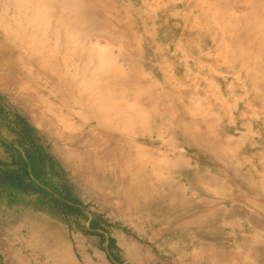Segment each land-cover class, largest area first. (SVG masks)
I'll return each mask as SVG.
<instances>
[{"label":"rangeland","instance_id":"rangeland-1","mask_svg":"<svg viewBox=\"0 0 264 264\" xmlns=\"http://www.w3.org/2000/svg\"><path fill=\"white\" fill-rule=\"evenodd\" d=\"M31 2L0 0V96L106 221V264H264V0ZM81 83L145 114L116 127Z\"/></svg>","mask_w":264,"mask_h":264},{"label":"crops","instance_id":"crops-1","mask_svg":"<svg viewBox=\"0 0 264 264\" xmlns=\"http://www.w3.org/2000/svg\"><path fill=\"white\" fill-rule=\"evenodd\" d=\"M49 146L0 96V264H51L56 255L60 264H83L76 255L73 260L74 242L85 257L91 248L106 264L103 251L114 243L106 221L73 198L70 179L58 181L65 170Z\"/></svg>","mask_w":264,"mask_h":264},{"label":"bare ground","instance_id":"bare-ground-1","mask_svg":"<svg viewBox=\"0 0 264 264\" xmlns=\"http://www.w3.org/2000/svg\"><path fill=\"white\" fill-rule=\"evenodd\" d=\"M32 1H34V0H32ZM30 2H31V0H30ZM32 3V5H33V2H31ZM35 3V2H34ZM30 4V3H29ZM47 4V3H46ZM21 5H22V7H23V5H24V3H23V1H21ZM83 5V4H82ZM14 6H15V4H14ZM48 7V6H47ZM54 7V6H53ZM81 7V6H80ZM19 10H21V9H19ZM33 10V9H32ZM47 9H44L43 11H46ZM55 10V9H54ZM82 10V9H81ZM85 10V9H84ZM83 10V11H84ZM23 11V10H22ZM92 11V10H91ZM24 12V11H23ZM27 12H29V11H27ZM36 12V11H35ZM47 12V11H46ZM65 12H67V11H65ZM86 12H88V11H86ZM20 13H21V11H20ZM26 13V12H25ZM23 14V13H22ZM38 14V13H37ZM48 14V13H47ZM87 14V13H86ZM20 16H21V14H19ZM24 15V14H23ZM41 15V14H40ZM63 15V14H62ZM87 16H88V14H87ZM87 16H86V18H87ZM28 17V16H27ZM32 17V16H31ZM51 17V16H50ZM61 17V16H60ZM98 17V16H97ZM21 18V17H20ZM88 18H89V16H88ZM87 18V19H88ZM92 18V17H91ZM102 18V17H101ZM35 20H36V18H35ZM95 20V19H94ZM48 21V20H47ZM51 21V20H50ZM88 21V20H87ZM92 21V20H91ZM252 21V20H251ZM52 22V21H51ZM89 22V21H88ZM88 22H86L87 24H88ZM93 22V21H92ZM91 22V23H92ZM100 22H102V21H100ZM58 23H61V22H58ZM84 24H86L85 22H83ZM43 24H44V21H43ZM51 24V23H50ZM49 24V25H50ZM61 24H63V23H61ZM83 24V25H84ZM102 24V23H101ZM106 24V23H105ZM104 24V25H105ZM24 25V24H23ZM33 25V24H32ZM80 25H82V24H80ZM94 25V24H93ZM30 26V25H29ZM46 26H47V24H46ZM85 26V25H84ZM103 26V25H102ZM107 26V25H106ZM105 26V27H106ZM95 27V26H94ZM109 27V26H108ZM234 27V26H233ZM30 28H31V26H30ZM54 28V27H53ZM60 28H61V25H60ZM88 28V27H87ZM93 28V27H92ZM98 28V27H97ZM111 28V27H110ZM113 28V27H112ZM78 29V28H77ZM106 29V28H105ZM91 30V29H90ZM97 30V29H96ZM111 30V29H110ZM262 30V29H261ZM46 31H47V29H46ZM45 31V32H46ZM85 31H87V30H85ZM105 31V30H104ZM238 31V30H237ZM34 32V31H33ZM44 32V33H45ZM55 32H57L56 30H55ZM66 32V31H65ZM64 32V33H65ZM93 32H95V31H93ZM32 33V32H31ZM80 33V32H79ZM96 34H97V32H95ZM102 33V32H101ZM264 33V32H263ZM29 34H30V32H29ZM37 34V33H36ZM46 34V33H45ZM83 33H81V35H82ZM87 34H88V31H87ZM96 34H94L93 35V33L91 34V38L94 36V37H96L95 35ZM109 34V33H108ZM248 34V33H247ZM66 35L67 34H65L64 36L66 37ZM89 35V34H88ZM93 35V36H92ZM31 36V35H30ZM62 36V35H61ZM60 36V37H61ZM90 36V35H89ZM59 37V36H58ZM69 37V36H68ZM78 37V36H77ZM88 37V36H87ZM110 38L112 37V36H109ZM116 37V36H115ZM27 38V37H26ZM63 38V37H62ZM79 38H80V36H79ZM84 38V37H83ZM249 38V37H248ZM258 38V37H257ZM256 38V39H257ZM68 39V38H67ZM66 38H65V40H67ZM89 39V38H88ZM88 39H86V40H88ZM101 39H102V37H101ZM104 39V38H103ZM62 40V39H61ZM57 41H58V39H57ZM90 41V40H89ZM105 41V40H104ZM65 42V41H64ZM91 42V41H90ZM107 42V41H106ZM29 43V42H28ZM44 43V42H43ZM66 43V42H65ZM68 43V42H67ZM66 43V44H67ZM30 45V44H29ZM47 45V44H46ZM66 46V45H65ZM102 46H105V44L104 45H102ZM87 47V46H86ZM42 48V47H41ZM96 48V47H95ZM54 49V48H53ZM69 49V48H68ZM97 50H99L98 48H96ZM108 49V48H107ZM113 49V48H112ZM70 50V49H69ZM96 50V51H97ZM105 50H106V48H105ZM100 51V50H99ZM107 51V50H106ZM28 52V51H27ZM80 52H82V51H80ZM79 52V53H80ZM103 51L101 50V52L100 53H95V54H93L88 60H87V62H88V65H89V67L90 68H88L89 70L88 71H96V70H98V68L100 67V68H102V63L104 62V60H103V58H102V56H101V53H102ZM110 52V51H109ZM74 53V52H73ZM73 53H72V55H73ZM83 53V52H82ZM81 53V55L83 56V55H85L84 53H86V50H85V52L82 54ZM88 53V52H87ZM93 53H94V51H93ZM71 54V53H70ZM48 57V56H47ZM52 57V56H51ZM70 57V56H69ZM49 58V57H48ZM53 58V57H52ZM54 59V58H53ZM70 59V58H69ZM78 59V58H77ZM112 59V58H111ZM18 60V59H17ZM47 60H49V59H47ZM52 60V59H51ZM67 60V59H66ZM110 61V60H109ZM109 63V62H108ZM114 63V62H113ZM57 64H59V63H57ZM66 64H67V62H66ZM94 64H95V66L97 67V69L95 68V66H94ZM107 64V63H106ZM54 65V64H53ZM43 66H44V64H43ZM57 65H55V67H56ZM60 66V65H59ZM47 67V66H46ZM81 67V65L79 66V68ZM113 67V66H112ZM115 67V66H114ZM124 67V66H123ZM127 68V67H126ZM254 68H255V66H254ZM44 69V68H43ZM56 69V68H55ZM82 69V68H81ZM49 70V69H48ZM81 71V70H80ZM103 71H105V70H103ZM56 72V71H55ZM68 72V71H67ZM76 72H78V71H76ZM58 73H60V72H58ZM85 73H87V72H85L84 71V74ZM92 73V72H91ZM53 74V73H52ZM105 74V73H104ZM88 75V74H87ZM99 75V74H98ZM54 76V75H53ZM56 77V76H55ZM54 77V78H55ZM103 77V76H102ZM73 78H74V76H73ZM97 78V77H96ZM119 78H120V76H119ZM61 79V78H60ZM88 79V78H87ZM58 80V79H57ZM66 80V79H65ZM100 80V79H99ZM97 81V83L98 82H100V81ZM75 81V80H74ZM90 81V80H89ZM59 82V81H58ZM105 82V81H104ZM107 82V81H106ZM59 83H61V81L59 82ZM75 83V82H74ZM119 83H121V82H119ZM100 84V83H99ZM104 84V83H103ZM116 84V83H115ZM75 85V84H74ZM97 85V84H96ZM101 85V84H100ZM106 85H108V83L106 84ZM111 85V84H110ZM81 86L83 87L82 88V91H77L76 92V94H79L78 95V97L79 96H81V98H82V100L84 101V103H85V105L88 107V108H90V109H92V110H95V111H97V112H99V113H103V114H105L106 116H107V119L112 123V125H114V126H118L120 123H124L125 124V126L124 127H127V129L129 128V129H131L132 128V125H131V127L129 126H127V124L130 122V121H132L133 120V118L135 117V116H137V118H138V116H142L141 114L142 113H144L145 114V112L144 111H141V113L139 112V110H134V106H133V104H134V100L132 101V100H127V98H128V96L125 98L124 96L126 95H124V96H122V95H120L121 93H117L116 94V92L115 91H113L114 89H112V87H111V89H109L108 87L107 88H105V87H102V85L101 86H98L97 88H90L89 89V87H87V88H85V85H83L82 83H81ZM80 86V87H81ZM103 86H105V85H103ZM109 86V85H108ZM63 87H64V85H63ZM78 87V86H77ZM95 87V86H94ZM121 87V86H120ZM56 88V87H55ZM75 88H76V86H75ZM125 88V87H124ZM124 90H126V89H124ZM127 90H129L128 88H127ZM132 90V89H131ZM120 91V90H119ZM29 92V91H28ZM37 92V91H36ZM124 92H126L127 94L128 93H130L129 91L127 92V91H124ZM134 92H136V91H134ZM130 95V94H129ZM133 95V94H132ZM135 96V95H134ZM133 96V97H134ZM136 96H137V94H136ZM135 96V97H136ZM74 98H76V97H74ZM137 98V97H136ZM135 98V99H136ZM131 99H132V97H131ZM145 100V99H144ZM78 101V100H77ZM136 102H137V100H136ZM138 104V103H137ZM137 108H139L140 106H136ZM136 109V108H135ZM141 109L143 110V108L141 107ZM140 109V110H141ZM93 114V113H92ZM63 116V115H62ZM96 116V115H95ZM98 116V115H97ZM101 117V116H100ZM60 121V120H59ZM67 124V123H66ZM109 124V123H108ZM140 124H141V122H140ZM67 126V125H66ZM66 126L64 127V128H66ZM62 127V126H61ZM101 127V126H100ZM102 127H103V125H102ZM104 128V127H103ZM69 129H71V128H69ZM125 129V128H124ZM133 129H134V127H133ZM67 130H68V128H67ZM115 130L117 131V129L115 128ZM132 130V129H131ZM130 130V131H131ZM127 132H128V130H126ZM121 132V131H120ZM132 132V131H131ZM133 132H134V130H133ZM133 132L131 133V134H133ZM122 133H124V131L122 132ZM130 134V133H129ZM88 140V139H87ZM103 140V139H102ZM129 142V141H128ZM104 143V142H103ZM116 144V143H115ZM126 144V143H125ZM128 144V143H127ZM98 145V144H97ZM106 145V144H105ZM124 147V146H123ZM96 148V147H95ZM98 148V147H97ZM99 149H100V147H99ZM140 149V148H139ZM133 150H136V149H133ZM99 151V150H98ZM109 151H110V149H109ZM151 154V153H150ZM143 155H145V154H143ZM141 156V155H140ZM139 156V157H140ZM103 157V156H102ZM138 157V159H140ZM135 158V157H134ZM133 158V159H134ZM161 158V157H160ZM153 159V158H152ZM155 160V159H154ZM159 161H161L162 162V160H159ZM139 162V161H138ZM165 162V161H164ZM146 164V163H145ZM121 241H124V240H121Z\"/></svg>","mask_w":264,"mask_h":264}]
</instances>
